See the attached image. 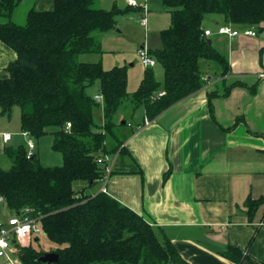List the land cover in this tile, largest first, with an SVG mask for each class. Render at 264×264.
Instances as JSON below:
<instances>
[{"label": "trees", "instance_id": "trees-1", "mask_svg": "<svg viewBox=\"0 0 264 264\" xmlns=\"http://www.w3.org/2000/svg\"><path fill=\"white\" fill-rule=\"evenodd\" d=\"M22 0H0V42L16 54L0 79V116H10L19 107L20 129L34 140L52 136L51 149L61 154L58 166H44L37 153L28 158V148L5 147L11 165L0 169V195L16 214L32 208L43 234L55 244L56 262H41L44 253L31 245L17 247L21 264H190L159 228L123 205L106 191L89 192L100 183L108 160L123 154L126 120L115 119L127 102L132 114L143 109L154 119L162 111L203 87L201 61L216 62L221 75L230 72L226 57L204 35L206 14L222 15L224 25L253 28L264 34V0H162L170 24L159 31L160 47L149 54L163 70L162 82L152 67H145L137 88L127 91V66L103 68L101 61H80L79 54L102 53L98 35L113 29L116 17L133 10L112 5L94 7L95 0H53L50 9L26 11L24 22L12 21ZM264 53V46L260 54ZM264 70V69H263ZM98 83L102 96V123L93 129V113L99 106L87 88ZM256 84L236 80L211 99L227 96L233 87ZM159 91H163L159 95ZM70 123L67 128L66 124ZM130 126V125H128ZM131 132V131H130ZM102 157L103 161L98 159ZM115 172L112 167L110 175ZM87 187L74 188L75 181ZM264 204V196L247 197L245 213L251 221ZM219 254L233 264L250 260L246 251L227 245Z\"/></svg>", "mask_w": 264, "mask_h": 264}, {"label": "crops", "instance_id": "crops-1", "mask_svg": "<svg viewBox=\"0 0 264 264\" xmlns=\"http://www.w3.org/2000/svg\"><path fill=\"white\" fill-rule=\"evenodd\" d=\"M134 1L135 5H129L127 0H102V4L100 0L98 7L105 9H109L106 3L133 8L116 17L113 29L98 35L102 53L113 51L115 47L127 49L117 35L121 33L119 26L139 16L150 15L151 27L159 31L169 26V12L162 8V0V7L155 8L147 6L144 0ZM33 5L38 10L50 9L53 0H34ZM162 20L163 26L160 25ZM224 24L221 17L213 15L208 21L204 20L203 27L209 29L206 37L213 47L226 57L230 72L222 76V68L216 62L203 60L201 73L205 82L202 88L171 105L139 130L135 127L143 121V109L139 119L126 120L131 124L125 128V132L130 133L124 141L126 151L115 154V172L109 175L105 189L158 227L159 233L166 235L190 264H233L219 254L227 245L246 251L248 264H264V204L251 221L244 206L248 196H264V77H259L264 72V53L260 54L264 36L257 39L256 32L255 36L230 37L219 34L218 29L213 34L211 27ZM109 43L114 47H107ZM15 56L9 46L0 42V79L7 76L6 66ZM120 65L127 66L125 60L116 66ZM142 74H137L138 84ZM236 80L256 84L255 92L236 86L227 96L212 98V117L208 94H222L225 85ZM13 130L0 123V169H7L2 162L10 167L4 149L22 145L20 134L34 142L32 152L38 154L44 166L62 163V157L56 162L58 152L51 149V135L34 140L21 131L20 120L17 132L20 134L14 136ZM4 133L10 134L8 141L3 140ZM48 148L52 152L47 153ZM100 186L88 190L97 192ZM10 214L16 213L10 210ZM43 236L51 246L46 252H53L55 244ZM38 241L39 235H32L19 244L33 246ZM0 264H21L14 242L6 255L0 257Z\"/></svg>", "mask_w": 264, "mask_h": 264}, {"label": "rangeland", "instance_id": "rangeland-1", "mask_svg": "<svg viewBox=\"0 0 264 264\" xmlns=\"http://www.w3.org/2000/svg\"><path fill=\"white\" fill-rule=\"evenodd\" d=\"M33 1L34 0H22L20 2V4L16 7V9L13 12V16H12V21L16 22V23H23L24 22V18H25V14L26 11L31 8L34 7L33 5ZM103 1H108V0H103ZM139 1V0H137ZM145 2H147V6L151 5V8H155V6H161V0H144ZM100 0H95L94 3L92 4V6L94 7H98ZM101 4H102V0H101ZM132 5V4H129ZM111 5L106 3V8H110ZM163 9L164 6L162 7ZM155 11V10H154ZM154 11H152L151 14L154 13ZM213 15H217L219 17L222 18V15L220 14H214V13H209L206 14L204 17L205 21H208L210 19V17H212ZM150 15L146 14V24L145 26L142 24V18L139 16L133 20H131L129 23L127 24H122L121 26H119L121 33H118L117 35H119L120 37V42L124 44L126 48L123 49H118L115 47V49L113 51L107 50L104 53H86V54H79L78 56V60L80 61H84V60H90V62H95L100 60L101 64L103 66V68L105 69H109L112 68L113 66H116L118 64H123L124 60L127 64V72H128V85H127V91L128 92H132L137 88V74L138 76L140 74H142V71L144 70L145 66L142 65L140 63V60L138 59V49L140 47H144L146 49H151L154 50L158 47H160L161 43H160V39H159V29H154L151 27L150 24ZM207 19V20H206ZM167 20V17H166ZM203 20V22H204ZM4 21L3 19H0V22ZM165 23L162 20L160 25L163 26ZM168 26V23H166L165 27ZM212 26V25H211ZM213 34L217 33V25H214L213 27H211ZM113 33V32H112ZM213 34L211 35V37L213 38ZM116 35V34H115ZM264 34L263 33H257V36H255L257 39H261L263 38ZM113 43H109L108 45H106L107 47H114L112 46ZM135 44V45H134ZM137 45V47H136ZM135 46V47H134ZM122 55V57H121ZM130 63H133V66H129ZM162 67L160 64L156 63V65L153 67V72H154V76L156 78L157 81L162 82L163 79V72H162ZM87 93L91 94V95H95L98 94V83L96 82L95 84H93L92 86L87 88ZM142 115V110L141 109H137L133 114L132 111L130 110L127 102L124 104V107L119 110V112L116 114L115 119L117 121L119 120H130V119H139ZM93 120H94V124L92 125L93 129H97L98 126L101 125L102 123V104L101 101L99 102V106L94 110L93 113ZM0 123L8 126V128H13L14 130L12 131V134L14 136H18L19 134L18 132V127H19V107L18 106H14L11 110L10 116H0ZM22 137L20 138L22 145L25 146V144L27 143V139L23 134H20ZM44 146L41 145V149ZM46 152L50 153L52 151H50V149L48 148L46 150ZM58 160H56V162L59 161V158L61 157L60 154H56V156ZM114 157V155H110V159L109 162H111L112 158ZM115 161L116 158L113 160V165H115ZM60 162V161H59ZM3 168H9V165H7V163H3ZM5 164V165H4ZM84 185H86V181H75L74 182V188L75 189H79L81 187H83ZM101 183H95L93 186H91L92 188L89 190H95L98 186H100ZM89 187H87L88 189ZM11 216L10 214V210L5 206L4 203H0V222H4L5 220L8 219V217ZM33 246H36V248H40L41 250H43L44 252L49 251L51 246L48 244V242H46L43 234L39 235V241L36 243H34Z\"/></svg>", "mask_w": 264, "mask_h": 264}, {"label": "built area", "instance_id": "built-area-1", "mask_svg": "<svg viewBox=\"0 0 264 264\" xmlns=\"http://www.w3.org/2000/svg\"><path fill=\"white\" fill-rule=\"evenodd\" d=\"M129 4L135 5L134 0H127ZM142 23L146 24V19L142 18ZM218 33L227 35L230 37L237 36L239 34H243L246 36H255L256 31L253 28H244L242 30L234 29L230 25H221L218 27ZM210 34L209 29L204 30V35L208 36ZM139 60L145 67H152L155 65V59L149 54L148 49L144 47H140L138 49ZM259 77H264V72L259 74ZM164 92L159 91V95H162ZM94 98L96 101H101L102 96L100 94H95ZM150 119L147 117H143L142 123L136 125L135 129L139 130L143 126L149 123ZM128 125H131L128 123ZM66 127H70V123L66 124ZM24 134H28L27 132H23ZM3 140L8 141L10 139L9 133H4ZM27 157L29 158L32 155V149L34 148V142L32 140L27 141ZM115 157V155H114ZM109 162L110 157L105 156V159L108 160V165L105 168V172L103 177L100 179V189L99 191H106L105 185L109 175L111 173L113 167V160ZM99 162L103 161V158L100 157L98 159ZM0 203H3V197L0 195ZM32 208L26 207L19 214H15L9 217L6 222H0V257L6 255V252L11 244V242H21L22 240L29 239L32 235H40L43 234L42 228L40 226V222L38 217L31 216Z\"/></svg>", "mask_w": 264, "mask_h": 264}, {"label": "water", "instance_id": "water-1", "mask_svg": "<svg viewBox=\"0 0 264 264\" xmlns=\"http://www.w3.org/2000/svg\"><path fill=\"white\" fill-rule=\"evenodd\" d=\"M207 41H208V43H210L209 39H207ZM57 258H58L57 253H55V252H45L38 258V260L43 262V263L44 262L50 263V262H56ZM242 264H248V262L246 260H244L242 262Z\"/></svg>", "mask_w": 264, "mask_h": 264}]
</instances>
